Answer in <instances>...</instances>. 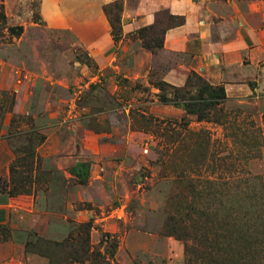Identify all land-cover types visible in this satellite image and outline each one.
<instances>
[{"label":"rangeland","instance_id":"1","mask_svg":"<svg viewBox=\"0 0 264 264\" xmlns=\"http://www.w3.org/2000/svg\"><path fill=\"white\" fill-rule=\"evenodd\" d=\"M114 1L0 0L7 17L0 37V179L11 186L13 147L24 146L26 133L37 129L47 137L38 148L41 167L34 159L35 184L25 185L32 194L10 197L0 190L1 199L33 206L39 228L5 226L0 242L23 241L28 231L62 242L78 224L91 222L93 257L76 264H188L184 242L167 234L168 222L187 218L194 202L218 214L221 224L229 223L230 191L237 195V233L261 240L264 217L249 214V207L264 188V78L244 82L251 92L226 89L229 99L216 112L219 120L200 122L182 107L163 104L161 81L183 88L194 72L224 85L229 74L196 71L188 55L143 47L141 37L153 44L171 23L164 8L156 11L155 30L126 37L123 32L115 46L108 40L112 29L103 10ZM121 1L124 10L125 3L132 9L138 0ZM194 2L232 12L238 21L231 23L238 27L250 11L246 0ZM250 2L259 4L261 13L254 35L264 39V0ZM96 10L107 24L99 39L85 18ZM15 26L23 27L18 37L8 30ZM85 54L94 61L90 66L78 59ZM166 89L175 96V90ZM188 91V96L197 93ZM80 165H85V184L72 173ZM47 171L58 175L52 184L42 175ZM206 190L223 194L197 196Z\"/></svg>","mask_w":264,"mask_h":264},{"label":"trees","instance_id":"2","mask_svg":"<svg viewBox=\"0 0 264 264\" xmlns=\"http://www.w3.org/2000/svg\"><path fill=\"white\" fill-rule=\"evenodd\" d=\"M112 7H114L116 11L112 12ZM2 9L3 7L0 6V37L7 26V17ZM103 10L111 25V36L113 41L118 44L123 39L121 16L123 12V2L121 0H116L104 6ZM170 18L171 23L167 29L162 30L161 38L151 40L153 44L144 41L145 37L140 38L144 43V48L151 52L163 49L167 31L176 27H181L186 23L185 16L170 15ZM155 26L156 23L141 28L137 32L141 34L142 32L153 31L155 30ZM8 30L12 36L16 37L23 33L22 26L11 27ZM78 59L79 61L81 60V63L88 66H90L91 62H94L88 54H85L83 57L78 56ZM251 86L254 87V84H251ZM157 87L160 90V102L182 107L188 115L196 116L197 120L200 122L219 120L218 117H216V112L223 111L224 105L229 99L224 85H213L194 72L187 78L186 85L183 88L171 85L166 81L159 82ZM167 87L176 91L174 97H169L166 92ZM194 88L197 89V93L194 96H188L189 93H191L188 90ZM94 131L96 132L97 130ZM19 134H22V131ZM24 137V143L22 144L24 146L21 145V148L13 147V153L16 155V158L10 166L11 186L8 181L0 179V181L4 183L0 186V190L10 197L32 194L31 190L25 189V185L30 184L32 186L35 184L32 174L34 171V159H36L38 165L40 164V167L42 163L38 148L45 143L47 137L37 131V129H34L30 134L26 133ZM21 155H25V157L22 156L23 158H21ZM16 165L25 166L26 170L19 171ZM83 166L85 165H80L72 170L73 175L79 179V184H85L88 180L87 175L82 172ZM25 172L27 176L22 177ZM42 175L47 178V182L51 184L58 176L54 171L43 172ZM15 182L23 185L21 186L23 189H20L21 187H18V185L16 186ZM197 192V196L201 199H214L218 193L220 195L222 193L221 191L213 192L211 190ZM228 194L232 206L230 208L231 214L228 216V219H232L229 223H225L224 225L221 224L218 221V214H213L212 212L208 213L206 212L208 209L198 208L195 206L194 202L191 204L186 214L187 218L184 220L171 218L170 222H168L166 226L167 234L184 242L185 251L188 255V264H260V262L264 264V235L260 240L258 237H254L251 234L240 236L237 233V227L234 221L236 223L238 220L233 218L236 211L235 206H237L236 203L238 202L236 200L237 195L232 191L228 192ZM254 202L255 204L249 207V214L264 217V188L258 192L257 199H254ZM194 217H196V221ZM250 219L252 220V217H250L249 220ZM198 221L202 222V226H199L200 228H198V224H195V222ZM186 223H189L190 226H187ZM92 228L93 224L91 222L80 223L77 229L69 232L68 237L62 242H54L41 237L35 231H28L25 233L27 235L26 239L20 242L24 244L28 254L39 255L47 259L48 264L86 263L90 262L93 257L89 245ZM250 228L249 226L248 230ZM5 230L6 227L0 225V237L3 236ZM198 231L203 232L198 233ZM260 245L262 248H259ZM113 247L116 246L113 245ZM96 256L101 257L100 254ZM111 258H114V254L112 253Z\"/></svg>","mask_w":264,"mask_h":264},{"label":"crops","instance_id":"3","mask_svg":"<svg viewBox=\"0 0 264 264\" xmlns=\"http://www.w3.org/2000/svg\"><path fill=\"white\" fill-rule=\"evenodd\" d=\"M246 1L250 11L242 15V20L239 19L240 27L235 22L231 23L233 20L238 21L233 18L232 12L223 7H220V11L216 7L206 8L201 2L194 0H138L136 7L132 9L125 3L122 14L124 36L153 25L159 8L168 10L171 15L185 16L186 23L183 26L167 31L161 51L188 55L192 60V68L196 71L219 73V77L222 73L229 74V79L223 82L228 92L234 88L237 91L244 90L248 87L244 84L245 81L264 78V66H261L264 62V39L259 37L258 40L257 35H254L261 27L260 17L257 15L260 12L257 8L259 4ZM95 13H87L85 16L86 27L99 39L107 24L101 11L96 10ZM108 40L116 46L111 33L108 34ZM236 70H241L242 74H235ZM245 90L251 92L249 88ZM20 202L0 197V225L38 230L40 224L34 207H30L26 201ZM0 264H47V260L39 255L28 254L21 242L8 241L0 242Z\"/></svg>","mask_w":264,"mask_h":264}]
</instances>
